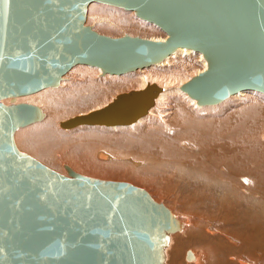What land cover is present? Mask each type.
<instances>
[{
	"label": "water",
	"instance_id": "obj_1",
	"mask_svg": "<svg viewBox=\"0 0 264 264\" xmlns=\"http://www.w3.org/2000/svg\"><path fill=\"white\" fill-rule=\"evenodd\" d=\"M93 1L134 10L167 35L101 32L86 22ZM180 46L208 61L181 85L198 103L264 92V0H0V264H167L170 234L183 224L178 215L133 182L67 163L64 173L20 149L15 131L45 113L16 98L59 85L78 63L121 74ZM161 89L148 82L60 124L132 123Z\"/></svg>",
	"mask_w": 264,
	"mask_h": 264
},
{
	"label": "bare ground",
	"instance_id": "obj_2",
	"mask_svg": "<svg viewBox=\"0 0 264 264\" xmlns=\"http://www.w3.org/2000/svg\"><path fill=\"white\" fill-rule=\"evenodd\" d=\"M93 2L104 3L100 1ZM93 2H91L89 6ZM132 11L134 12V10ZM140 18L144 19L142 17ZM193 56L199 57V62L202 67L200 70L194 69V71L189 73L188 76L187 73L190 72L189 70L191 65L190 68L187 65L184 66L186 61L185 58L188 57L190 60V57ZM78 64L84 66H95L87 63ZM207 65V58L204 56L202 51L191 47L180 46L163 60L151 65L121 74L106 73L122 76L131 72H138L141 75V80L138 87L136 86L134 89L143 88L148 82L154 81L157 82L162 89L150 109L132 123L113 125L84 123L67 128H74L80 125H103L112 127L113 129H120V127H124L126 129H136L138 127L141 129L144 128L146 129L145 132L144 130H139L141 131L140 133L136 129L138 131L136 133H139L136 135V139L147 137L148 142L144 145L146 149L142 153L137 154L131 152L130 149V153H133L134 155H128L126 160L132 163L130 164L131 168L124 167L127 162L126 160L124 161V157H122V160L113 162V164H116L117 168H114V166L111 165L109 169L105 166H100L101 168H93L81 164L78 165V162L74 163L73 166L78 171L92 176L105 178L114 177L127 180L131 179L135 183L145 186L147 189L148 187L152 188L160 194L159 197H164V195L167 196L168 199H166L168 201L171 200V198L172 200L179 199L177 202L182 207H184V204L188 202L194 209L191 213H184L183 215L181 208H179V211L177 209L178 207H173L178 215V218L183 222L184 227L179 233L170 237V243L167 247L168 249L166 253L172 255L174 252H178V249L187 245L184 248L193 250L187 252V258H196L195 262L191 264H211L212 259L215 256H217L218 264H256V262L258 264L259 262L256 258L257 247L255 240L258 241L260 228L259 223L255 224V222L257 221L259 215L264 213L260 211L261 206L259 205V202H257V197L254 195L256 193L254 192L258 185L260 186L261 184H264V181L262 180L264 179V159H260L261 163H256L254 160L259 161L258 155L260 152L258 150L261 149L262 146L264 147V144L260 142V132L258 133V130H255L253 127V131H251L253 132V137H250L251 139L247 141L249 143L244 144L241 141V134L238 130L240 120L237 121L236 116H234L235 119L232 124L229 123L232 121H227L229 118L221 117L220 119H214L215 117L205 116V113H202L201 116H197L198 121H196L195 118L185 119L180 114V106L176 105V103H173L174 105H172V96L176 94L180 95L186 99V101L191 103L190 105H192L195 112L200 114L203 110L212 111L215 108L217 109L220 104H225L232 98L241 99L246 96L247 92L248 94L249 92H253L255 94V92H258L259 90L251 88L239 90L218 102L220 103L219 105H216L218 103L200 104L197 102L196 98L192 97L187 91L182 89L181 85L193 75L206 69ZM158 66L169 69L167 70L169 72L163 74L160 73L159 75L151 70L154 67L157 69ZM73 67L64 73L59 85H64V82L67 81V76ZM95 67L101 69L99 66ZM182 75H186L187 77L183 78L181 77ZM48 87L53 86H47L38 91L19 95L17 97L34 94ZM262 93L264 94V92ZM116 95L117 94H115L113 98ZM160 104H162V106L159 112L157 110L158 113H152L153 109ZM208 106H211L212 108L215 106L218 107H215L214 109L210 107L207 109ZM172 109H175L174 111L176 114H180L179 119L170 118L171 112L173 111H168ZM50 118L52 121V117ZM169 123H173L172 126H174L175 129V132L171 134V136L165 134V130H169L167 127ZM154 124L156 125L154 126ZM198 124L200 125L199 128H197ZM211 124L213 125L211 126ZM26 125H22L19 128ZM157 127H159L160 132ZM242 128L243 126L241 129ZM247 131H249V129H247ZM247 131L245 133H247ZM258 143L262 145L261 148H259ZM243 146L250 152L249 159L248 161L246 160L247 162H241L242 153L240 154L239 151H242L241 149ZM232 152H234L235 155H233ZM124 153L122 152L121 155ZM99 156L100 158H106L108 157V154L103 152ZM247 157L248 156L245 153V158ZM232 158H234L233 162H230ZM211 162L215 163V165ZM150 180L153 181L154 184ZM247 190L250 191L245 192ZM260 199L262 200V197ZM197 201H199L198 204H196ZM234 227L235 229H233ZM243 230L246 232H243ZM243 233L249 234V236H246L245 234L244 238ZM246 248L248 249V254L245 253V255H243L240 253L246 250Z\"/></svg>",
	"mask_w": 264,
	"mask_h": 264
},
{
	"label": "rangeland",
	"instance_id": "obj_3",
	"mask_svg": "<svg viewBox=\"0 0 264 264\" xmlns=\"http://www.w3.org/2000/svg\"><path fill=\"white\" fill-rule=\"evenodd\" d=\"M86 22L92 24V26L96 28L97 30L104 32V33L111 34V35H121L124 32H129L132 34H140V35L154 37V38H164L166 36V33L164 32V30L161 29L156 24L150 21H147L145 19H141L132 10H128L122 6H118V5H114L110 3L93 2L88 8V16H87ZM185 60H184L185 61L184 66L187 65L190 68V65H191V68L189 70L190 72H188L187 75L193 72L194 69L200 70L202 67L201 63L199 62V57L197 56L190 57V60L188 57H186ZM151 70L153 72L158 73L159 75L160 73L163 74V73L169 72L167 71L169 69L159 67V66L157 67V69L156 67H154ZM181 77L185 78L187 76L182 75ZM140 80H141V75L138 72H131L127 75H122V76L111 75V74L103 75L101 72V69H98L95 66H90V65L84 66V65H79V64L74 66L72 70L69 72V75L67 76V81L64 82V85H59L56 87L54 86L48 87L34 94L20 96L16 98L17 101H30V102L41 105L45 113L42 120L34 122L26 126H23L16 130L15 135H14L16 144L18 145L20 149L31 153L32 155H34L35 157H37L38 159H40L47 165L51 166L52 168L58 171L64 172V173H67L66 168H65L66 163L71 165L75 170H77L73 166V164L76 162L79 163V164L77 163L78 165L81 164V165H85L87 167L89 166L93 168L94 167L101 168L102 166H105L109 169L110 165L114 166V168H117L116 164H113V162L122 160V157H124V161H125L126 158H128V155L130 154L134 155L133 153H130V149H131V152H134L135 154L142 153L143 151H145L146 148L144 147V145L147 144L146 142H148V138L141 137V139H136V135H138L142 130H144L145 132L146 129L144 128L141 129L138 127L136 129L138 131L139 130L141 131H139V133H136L138 132L136 129H130V128L126 129L124 127H120V129H116V128L113 129L112 127L103 126V125H94V126L93 125H82V126L80 125L74 128H65L60 125V120L66 119L67 117L74 115L76 113H82L90 109L101 107L105 105L107 102L111 101V99L113 98L115 94L128 91L130 89H134L136 88V86L138 87ZM244 98H241V99L232 98L228 100L225 104L218 103L216 105L220 104L219 107L215 106V107H218L217 109L215 107L214 109L211 106H208L207 109L211 107L214 110L212 111L203 110V112H201L200 114L195 112L192 105H190L191 104L190 102L186 101V99H184L178 94L172 96V105H174L173 103H176V105L180 106L179 107L181 108L180 114L182 117H184L185 119L195 118L196 121H198L197 116H201L202 113H205L206 114L205 116L215 117L214 119H220L221 117L229 118L227 121L228 122L232 121V122H229L232 124L235 119L234 116H236L237 121L240 120L241 122V123L239 122V129H238L239 133L241 134V135L239 134L241 136V141L244 144L249 143L247 141H249V139L253 137L252 136L253 132L251 131H253V127H254L255 130L256 129L258 130V133L260 132L259 133L260 142L264 144V133H263L264 131V94L259 91L255 92V94L253 92H249L248 94L247 92ZM4 101L9 102L10 99L5 98ZM161 106L162 104L156 106L155 108L157 107L158 108L157 109L154 108L152 113L154 114L158 113ZM174 110L175 109L168 111V112L173 111L171 112L170 118L179 119L180 114H176ZM50 117H52V121ZM172 124L169 123L167 125L169 130H165V134L169 136H171V134L175 132L174 126H172ZM155 125L156 124H154V126ZM212 125L213 124H211V126ZM242 126L244 129L243 128L241 129ZM199 127L200 125L198 124L197 128ZM157 129L159 130V127H157ZM247 129H249V131H247ZM246 131L247 133H245ZM258 144H259V148H261L262 145L260 143ZM139 148H140V151H139ZM241 150L242 151H239L240 154L242 153L241 162L242 161L247 162L249 159L250 152L244 146ZM258 151L260 152V154L258 155L259 161L257 160H254V161L256 163H261L260 159L261 160L264 159V156H263L264 147L262 146V148L259 149ZM103 152H106L108 154V157L100 158L99 155H101V153ZM119 152L121 153L126 152V153L121 155V153ZM261 152L263 153V155ZM110 153L113 155H111ZM118 153L121 155V157ZM232 153L233 155H235L234 152ZM245 153L248 156L247 158H245ZM233 159L234 158H232L230 162H233ZM211 163L215 165V163L213 162ZM130 164L132 163L127 161L124 167L131 168ZM107 178H112V177H107ZM112 179H122V178L113 177ZM122 180H127V179H122ZM262 180L264 181V179ZM128 181L135 183L131 179H128ZM151 182L153 183V181ZM137 185H140V184H137ZM263 185L261 187L258 185L257 189H255V192H254L257 194V196L256 194L254 195L255 197H257L256 200H258L257 202H259V205L261 206L260 207L261 209L259 208L260 211L264 213V199H263L264 186ZM140 186L146 188L143 185H140ZM147 190L153 195L154 198H156L159 201H163L174 212L175 210L173 207L175 208L178 207L177 208L178 210L179 208H181L183 215L184 213L185 214L191 213L194 210L193 207L190 206L188 202L184 204V207H182L177 202V200L179 199L172 200L171 198V200L168 201L167 196L164 195V197L162 196L159 197L160 194H158L152 188L148 187ZM248 191L250 190H247L245 192H248ZM261 197H262V200L260 199ZM198 202L199 201H197L196 204H198ZM257 223H259V228H260L259 234L262 236L259 235L258 241L255 240L256 247H257V252H256L257 257L256 258L258 259L257 261L260 264H264V214L261 213L259 215L255 224ZM183 227L184 225L182 224V228ZM182 228L176 232L171 233L170 237L176 233H179L182 230ZM233 229H235V227ZM243 232H246V231L243 230ZM245 234L246 233H243L244 238H245ZM247 235L249 236V234H246V236ZM186 246L187 245H184L183 248L178 249V252H174L172 255L166 253L167 264L194 263L196 258H191V259L187 258V252L193 251V250L189 248H184ZM167 247H166V252L168 249ZM189 247H192V246H189ZM240 253H242L243 255H245V253L248 254V249L246 248V250ZM211 264H218L217 256H215L212 259Z\"/></svg>",
	"mask_w": 264,
	"mask_h": 264
}]
</instances>
